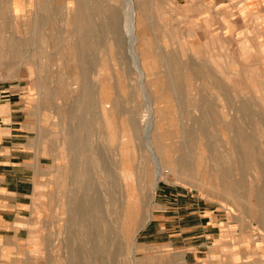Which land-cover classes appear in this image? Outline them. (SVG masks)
<instances>
[{"label":"bare ground","instance_id":"bare-ground-1","mask_svg":"<svg viewBox=\"0 0 264 264\" xmlns=\"http://www.w3.org/2000/svg\"><path fill=\"white\" fill-rule=\"evenodd\" d=\"M34 4L30 16L21 8L15 13L27 14L21 19L33 23L31 28L36 33L3 37L0 67L10 71L29 57L27 60L35 61L33 69L28 70L31 75L36 73L33 82L40 87L51 84L47 96H42L50 105L55 127L64 123L55 131V144L59 149L63 146L66 164L56 169L54 203L56 213L61 214L64 208L65 215L56 222L68 232L69 264H120L123 256L128 257V264H134L138 233L152 215L143 191L150 169L138 171L132 164L130 148L137 140L142 150L150 151L156 167L152 169V200L165 176L163 167L169 162L167 177L197 178L203 188L210 183L209 189L221 197L236 196L239 201L244 188L251 194L256 190V205L264 211V151L256 147L254 135L241 125L235 138L229 136V128L234 125L227 111L232 104L230 89L217 76L211 54L198 57L199 50L194 46L156 53L144 37L145 21L138 0H35ZM108 40L111 50L113 45L117 47L115 56L110 53V62L105 52L101 59L97 57ZM30 47L33 51L28 52ZM158 64L163 67L156 72ZM184 77L191 80L188 85L193 90L192 79L200 80L205 94L201 104L183 94ZM215 89L220 93V103L213 95ZM165 91L176 94L177 104L186 107L183 116L192 119L206 138L204 145L210 152L207 158L212 161V168L206 172L211 175L192 169L190 157L195 143L190 127H179L183 152L173 159V144L165 142L169 129L166 120L173 110L169 106L172 101L167 99L170 93L165 97ZM151 95H155V101ZM196 110L200 116L195 115ZM236 110L246 121L258 116L264 125V112L253 101L241 100ZM154 124L158 131H153ZM216 124L218 139L211 131ZM232 150L237 153L235 162L229 154ZM204 158L203 154L197 156L199 161ZM250 159L257 161L255 174L262 180L255 188L254 182L247 186L252 180ZM261 220L264 222V215Z\"/></svg>","mask_w":264,"mask_h":264},{"label":"rangeland","instance_id":"rangeland-1","mask_svg":"<svg viewBox=\"0 0 264 264\" xmlns=\"http://www.w3.org/2000/svg\"><path fill=\"white\" fill-rule=\"evenodd\" d=\"M34 1L0 0V40L10 35L33 36L36 33L31 28L34 27L33 23L30 24V22L21 19L28 17L27 14L21 16L15 13L16 9L21 8L30 16L33 9H35ZM138 2L144 15L145 22L142 23L145 32L144 37L148 40V46L156 53L161 50L170 52L178 49L177 51H180L183 47L189 50L190 46H194L199 50L198 57H202L204 53L211 54L209 56L212 57V65L217 76L225 81L230 89V102L232 104L228 105L227 111L234 125L229 128V136L235 138L237 136L236 128L241 125L248 133L254 135L257 140L256 147L264 151V125L259 122L258 116H253L251 120L246 121L242 113L236 110L240 106V101L246 99L253 101L256 108L260 112H264V36L259 38L261 44L255 46L252 42L256 38L248 36L245 31H242L240 37L229 32L227 34L222 33L221 26L225 25L224 19H229L231 16L235 18L237 15L238 9L235 4L227 3L220 6L215 1L203 0L190 1L189 4L186 0H138ZM262 3H264V0H262ZM17 18L18 20H16ZM5 19L9 20L6 21ZM257 36L259 37V35ZM109 43L108 40L105 47L99 49L97 53V57L100 59L102 53H107L105 58L108 62L112 60L111 51L115 56L114 51L117 48L113 45L111 50ZM27 49L25 48V50ZM32 49L30 47L27 51L29 52ZM27 58L29 57H26V60H23L18 67L10 71H5L0 67V87L6 88L10 84H16L17 87L19 86L18 89L23 91L21 100L24 104L26 123L30 134L37 133L44 147L42 160L46 162L44 166L46 167L47 177L42 179L40 197L41 256L47 261V264H66V262L69 264L68 232L56 222L57 218H63L65 215L63 213L64 208H61V214H58L56 213L57 204L54 203L56 169L61 165L62 167L65 166L66 152L63 146H60L61 149H59L55 144L57 143L55 134L57 128L53 122L50 105L42 96H47L51 84L47 83L46 86L40 87L33 82L36 73L31 75L28 70L29 68L33 69L35 61L33 62L31 58L27 60ZM162 67L158 64L154 67V70L159 72ZM47 79H49V75ZM186 80L188 79L184 77L183 94L185 96L188 94L187 98L201 104L205 94L200 80L195 82V79H192L195 86L194 90L188 85L191 80ZM246 86L251 91L247 92ZM197 93L198 96H195ZM166 95H168L169 102L172 101L171 104L168 103L173 110H171L172 117L169 116L166 120L169 129L168 138L165 142L173 144L171 145L173 146V159H178L183 152L179 147L183 139L179 127H190L195 143L190 157L192 169H194V172L199 170L205 175L206 171L212 168V161L207 158L210 152L204 145L206 138L202 137L200 130L195 126L196 124L192 119L183 116L186 107L177 104L176 94L165 91L163 96L166 97ZM213 95L216 102H219L220 93L217 89H215ZM151 97L152 101H155V95H151ZM122 99H126L125 96H122ZM195 113L196 116H200L199 110H196ZM216 125L211 128V131L215 133L218 139L220 130L218 128L219 124ZM34 126H37V128ZM63 126L64 123L58 127L62 129ZM153 128V131L160 129H158V125L155 127V124ZM60 135L63 137L62 133ZM141 147L140 141L137 140L130 148L134 157L132 164L138 171L142 168L149 167L150 169L147 173H150V178L146 174L147 181L144 182L143 191L147 196V204L148 207L150 205L149 209L152 215L138 233L136 241L138 250L134 257V264H264V222L261 220L264 211L256 205L254 196L256 190H252V195L249 188H244L242 190L243 198L239 201L235 200L236 196L222 195L223 198L216 191L209 189L210 183L207 186L208 188H203L204 184L199 183L197 178L189 179L184 175L179 177L181 179L173 175L167 177L166 175L170 171V163L166 162L163 167L165 176L160 179L152 200L150 192L152 191V169L155 170L156 167L154 161L150 159V151L142 150ZM153 148H156L155 144H153ZM159 152L163 156L166 155L164 150H159ZM199 154L206 157L202 161L200 160L201 163L197 159ZM229 154L235 162L234 157L236 158L237 153L232 150V153ZM249 165L248 170L252 180L247 186L250 187V183L254 182L253 188H255V186L262 183V180H259L255 174L257 161L250 159ZM207 175L211 174L207 173ZM235 176L238 175L235 174ZM65 185H67V182ZM64 198L65 196L62 197V199ZM218 238L229 240L230 246L212 247ZM120 264H128V257L123 256Z\"/></svg>","mask_w":264,"mask_h":264},{"label":"crops","instance_id":"crops-1","mask_svg":"<svg viewBox=\"0 0 264 264\" xmlns=\"http://www.w3.org/2000/svg\"><path fill=\"white\" fill-rule=\"evenodd\" d=\"M190 1L194 0H186L188 4ZM203 1H215L220 6L235 4L237 15L224 19L222 33L240 37L245 31L256 38L253 45L261 44L262 0ZM18 87L16 84L0 87V264H47L41 256L39 227L41 185L47 177L46 162L42 160L44 147L37 133L30 134L21 100L23 91ZM216 241L214 248L230 246L229 240Z\"/></svg>","mask_w":264,"mask_h":264}]
</instances>
